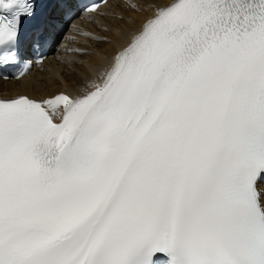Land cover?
Masks as SVG:
<instances>
[{"label": "snow or ice", "instance_id": "obj_1", "mask_svg": "<svg viewBox=\"0 0 264 264\" xmlns=\"http://www.w3.org/2000/svg\"><path fill=\"white\" fill-rule=\"evenodd\" d=\"M97 7L0 0V78ZM149 11L79 92L0 98V264H264V0Z\"/></svg>", "mask_w": 264, "mask_h": 264}, {"label": "bare ground", "instance_id": "obj_2", "mask_svg": "<svg viewBox=\"0 0 264 264\" xmlns=\"http://www.w3.org/2000/svg\"><path fill=\"white\" fill-rule=\"evenodd\" d=\"M117 1L110 2L96 14L88 16V19L93 17L96 21L90 24L87 20L83 24V29L87 28L88 31L72 33L76 37L70 33V39L73 38L75 42L68 44L70 47L73 44L77 46V51L72 54L60 52L59 58L53 57L42 68L21 80L0 81V96L27 95L39 98L61 91L73 94L79 92L85 81L92 78V74L102 66L105 67L110 57L127 43L130 33L151 15L149 6L152 0ZM77 34L95 38L81 39Z\"/></svg>", "mask_w": 264, "mask_h": 264}, {"label": "rangeland", "instance_id": "obj_3", "mask_svg": "<svg viewBox=\"0 0 264 264\" xmlns=\"http://www.w3.org/2000/svg\"><path fill=\"white\" fill-rule=\"evenodd\" d=\"M63 60V59H62ZM74 60H76V59H74ZM78 62H79V60H78Z\"/></svg>", "mask_w": 264, "mask_h": 264}]
</instances>
